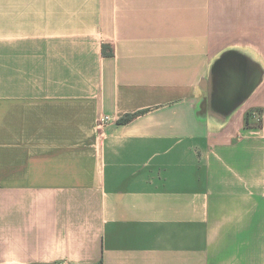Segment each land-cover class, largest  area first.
<instances>
[{"label": "crops", "instance_id": "obj_1", "mask_svg": "<svg viewBox=\"0 0 264 264\" xmlns=\"http://www.w3.org/2000/svg\"><path fill=\"white\" fill-rule=\"evenodd\" d=\"M230 45L264 81V0H0V264H264V82L197 111Z\"/></svg>", "mask_w": 264, "mask_h": 264}, {"label": "water", "instance_id": "obj_2", "mask_svg": "<svg viewBox=\"0 0 264 264\" xmlns=\"http://www.w3.org/2000/svg\"><path fill=\"white\" fill-rule=\"evenodd\" d=\"M242 49L241 45H230L217 53L199 81L204 92L197 110L199 120L217 132L232 122L264 82L243 80Z\"/></svg>", "mask_w": 264, "mask_h": 264}, {"label": "trees", "instance_id": "obj_3", "mask_svg": "<svg viewBox=\"0 0 264 264\" xmlns=\"http://www.w3.org/2000/svg\"><path fill=\"white\" fill-rule=\"evenodd\" d=\"M247 117H249V114L247 115ZM131 118H132V116L129 115V116L123 118L121 121H122V122H127V121H129ZM247 119H248V118H247Z\"/></svg>", "mask_w": 264, "mask_h": 264}]
</instances>
